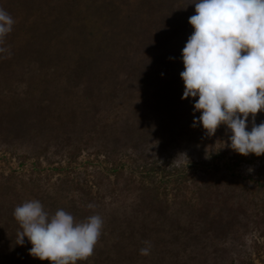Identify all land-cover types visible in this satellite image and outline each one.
<instances>
[{"label":"trees","instance_id":"16d2710c","mask_svg":"<svg viewBox=\"0 0 264 264\" xmlns=\"http://www.w3.org/2000/svg\"><path fill=\"white\" fill-rule=\"evenodd\" d=\"M191 3L0 0L15 21L6 37L11 55L0 53V139L7 155L22 154L19 164L33 161L19 176L7 175V189L25 191L24 178L42 175L57 174L64 184L86 153L101 157L108 178L151 181L137 190L154 206L153 182L167 172L168 158L184 154L186 165L174 169L183 192L170 225L166 210L153 221L149 211L132 216L129 226L114 207L97 211L83 198L75 219L99 214L101 238L134 241L127 250L150 242L151 257L126 264H264V155L233 151L224 125L213 136L192 127L201 115L193 107L198 98L182 99ZM145 8L151 13L142 21ZM261 121L264 112L255 117ZM46 190L35 192L49 213L70 204Z\"/></svg>","mask_w":264,"mask_h":264},{"label":"clouds","instance_id":"9594fccd","mask_svg":"<svg viewBox=\"0 0 264 264\" xmlns=\"http://www.w3.org/2000/svg\"><path fill=\"white\" fill-rule=\"evenodd\" d=\"M193 28L182 49L184 82L182 99L198 98L192 127L202 125L208 136L224 125L230 147L238 154L264 155V121L255 123L264 112V0H193ZM15 21L0 8V53L11 55L6 37ZM251 130L249 127V117ZM251 171V169H249ZM89 208L94 206L89 204ZM16 243H31L29 254L50 264H78L87 261L99 242L103 219L93 214L82 221L63 210L45 211L36 199L16 206ZM140 255L150 254V242Z\"/></svg>","mask_w":264,"mask_h":264},{"label":"rangeland","instance_id":"374dc122","mask_svg":"<svg viewBox=\"0 0 264 264\" xmlns=\"http://www.w3.org/2000/svg\"><path fill=\"white\" fill-rule=\"evenodd\" d=\"M130 5L132 10H136L134 3H130ZM145 11L147 13L140 18L142 21L148 19L151 9L145 8ZM20 156H22L21 153H16L14 156L7 155V141L0 139V264H50L47 260L41 261L29 254L32 245L27 237H25L24 245L21 246L16 243L19 225L13 217V211H10L25 201L36 199L41 202L42 198L35 192L36 188H40V192H44L46 189V192H50L48 187L56 183L53 189V192L56 193L50 192L49 195L61 198L68 196L67 201L70 204L65 205L63 210L71 212L73 216L78 214L79 210H83L80 200L83 198L84 203H92L93 205L96 203V208H100L97 211H112L111 209L114 207L119 218L122 220L125 217V223L129 226L134 225V220H129L132 216L149 211L152 213L149 221H153L156 218H162L165 214L162 213L164 210L169 211L170 225L173 222V218H170V212L180 207L183 187L174 182V169L178 168L177 164L179 166L186 165L187 159L184 154L166 158L167 162L164 163V168L167 172L163 173L162 178L158 177L156 182H153V186L158 188L159 191H153L158 197L154 206L152 201L139 197L142 193L137 190L138 186H151V181L144 180L142 184H139L137 182L132 183L130 179L124 176H111L108 178L106 172L101 170L102 167H105L101 162V157L97 158L86 153H82L78 157L74 164L75 169L68 175L64 184L56 181L59 178L57 174L42 175L33 177L30 181L24 178L23 180L28 186L25 191L7 189V175L24 173L30 170L31 165H33L32 160L23 165L19 164L17 157ZM62 177L60 176V179ZM11 204L14 207L9 208ZM107 207L112 208L108 209ZM56 210V208L53 209L50 214H54ZM133 242L121 240L113 244V242L107 241L106 237H100L95 246L94 254L87 261L78 262V264H126L128 263L127 260L132 258L144 257L140 255V249L136 252L127 250V247ZM149 256L152 255L149 254ZM149 256L147 259H149Z\"/></svg>","mask_w":264,"mask_h":264}]
</instances>
